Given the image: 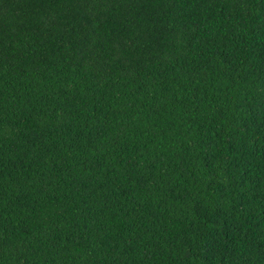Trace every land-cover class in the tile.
I'll return each instance as SVG.
<instances>
[{
    "label": "trees",
    "instance_id": "trees-1",
    "mask_svg": "<svg viewBox=\"0 0 264 264\" xmlns=\"http://www.w3.org/2000/svg\"><path fill=\"white\" fill-rule=\"evenodd\" d=\"M0 264H264V0H0Z\"/></svg>",
    "mask_w": 264,
    "mask_h": 264
}]
</instances>
